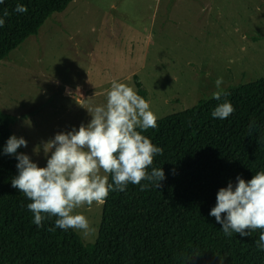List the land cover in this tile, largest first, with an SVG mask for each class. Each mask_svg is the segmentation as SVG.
I'll return each instance as SVG.
<instances>
[{
	"label": "rangeland",
	"instance_id": "1",
	"mask_svg": "<svg viewBox=\"0 0 264 264\" xmlns=\"http://www.w3.org/2000/svg\"><path fill=\"white\" fill-rule=\"evenodd\" d=\"M263 76L264 0H74L0 60V109L45 167L42 142L87 125L112 80L138 95L140 82L159 119L212 97L218 77L225 90ZM74 212L96 242L103 204Z\"/></svg>",
	"mask_w": 264,
	"mask_h": 264
},
{
	"label": "trees",
	"instance_id": "2",
	"mask_svg": "<svg viewBox=\"0 0 264 264\" xmlns=\"http://www.w3.org/2000/svg\"><path fill=\"white\" fill-rule=\"evenodd\" d=\"M72 1L3 0L0 17L5 9L10 15L0 27V60ZM17 4L27 12H15ZM137 87L146 99L140 82ZM224 92L220 100H201L142 132L163 149L147 170L163 169L162 187L141 181L149 184L143 191L131 183L125 191H110L98 239L88 244L74 229L56 228V217L46 218L42 227L32 222L31 201L11 186L18 161L3 154L7 139L16 135V119L0 109V264H264V250L256 247L261 230L226 237L209 215L221 187L264 171V76ZM224 101L234 112L225 120L213 118ZM17 153L27 154L23 147ZM108 179L111 183V175Z\"/></svg>",
	"mask_w": 264,
	"mask_h": 264
},
{
	"label": "clouds",
	"instance_id": "3",
	"mask_svg": "<svg viewBox=\"0 0 264 264\" xmlns=\"http://www.w3.org/2000/svg\"><path fill=\"white\" fill-rule=\"evenodd\" d=\"M14 11L25 13L27 7L17 4ZM9 15L5 9L0 27ZM222 84L223 77H218L215 81L218 91L212 94L213 99L227 95ZM234 110L230 102L224 101L211 115L225 120ZM87 111L91 116L87 125L82 123L78 130L73 127L71 131L58 132L54 138L42 142L47 158L45 167L38 166L29 155L17 153L19 148L28 146L23 137L11 135L3 148V154L15 156L18 161V175L11 179V186L31 201L27 208L33 213L32 222L37 227H42L46 218L56 217V228L83 230L88 235L94 229L75 209L91 206L93 202L103 204L110 191H125L130 183L140 185L143 191L149 184L141 181H148L159 189L166 178L162 168L147 171L154 157L163 155V149L142 135L157 127V116L132 87L112 80L106 91V103L90 106ZM253 125L255 121L249 128ZM209 215L222 225L226 237L233 233L249 236L261 230L256 247L264 250V171L256 172L247 181L237 176L235 185L230 181L227 187H221Z\"/></svg>",
	"mask_w": 264,
	"mask_h": 264
}]
</instances>
